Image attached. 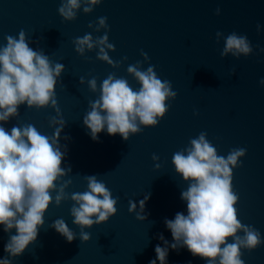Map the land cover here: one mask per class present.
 Returning a JSON list of instances; mask_svg holds the SVG:
<instances>
[{"label": "water", "instance_id": "water-1", "mask_svg": "<svg viewBox=\"0 0 264 264\" xmlns=\"http://www.w3.org/2000/svg\"><path fill=\"white\" fill-rule=\"evenodd\" d=\"M67 4L0 0V47L23 31L28 46L47 56L51 67L63 65L55 105L22 103L17 115L0 121L6 130L32 124L49 137L63 121L58 146L66 153L61 162L65 173L50 190L52 201L37 237L20 256L10 258L12 264H147L155 255L158 233L171 242L164 219L185 211L180 192L189 181L175 170L173 154L186 155L202 132L218 156L245 149L230 165L242 225L235 235L243 239L245 229L258 230L264 241V85L259 83L264 77V0H78L71 18L58 11ZM233 33L245 36L251 51L225 52ZM85 35L89 40L81 45ZM129 67L140 72L151 67L175 95L165 98L166 111L155 125L137 118V131L127 139L106 131L91 139L82 118L90 102L99 99L103 80L111 75L125 79L134 91L140 87ZM93 79L95 89L89 83ZM89 175L117 198L116 212L107 221L82 227L73 223L71 208L78 205L72 195L87 190ZM58 218L73 233L72 241L51 226ZM14 232L0 226V257L7 256L3 245ZM82 232L89 233L88 240L81 239ZM240 253L244 264H264V243L254 249L241 246ZM205 259L185 248L168 254L169 264H205Z\"/></svg>", "mask_w": 264, "mask_h": 264}, {"label": "clouds", "instance_id": "clouds-1", "mask_svg": "<svg viewBox=\"0 0 264 264\" xmlns=\"http://www.w3.org/2000/svg\"><path fill=\"white\" fill-rule=\"evenodd\" d=\"M77 6L78 0H68V4L58 11L71 18L74 16L72 8ZM259 28L257 23V30ZM88 40L85 35L80 44ZM231 49L245 54L251 51L246 37L235 33L228 35L225 41L224 51ZM78 50L83 51L82 47ZM101 58L107 59V55ZM62 68L59 63L51 67L47 56L30 48L23 31L18 39L7 37L6 46L0 47V121L17 115L18 105L22 103L37 108L49 101L55 105L56 77ZM128 71L134 72L140 81L137 90H132L125 79H114L110 75L101 84L99 99L90 102L91 110L83 116L82 123L91 139L97 140V133L101 131L110 135L119 133L122 139H127L130 131H137V118L145 125H155L156 117L163 116L166 111L165 98L175 95L169 90L168 81L162 82L151 67L146 72L132 67ZM89 83L95 89V80ZM259 83L264 85V77ZM62 127L63 121H60V127L49 137L32 124L13 125L7 130L0 125V226L5 233L15 229L4 242L3 250L7 256L0 257V264H12L10 258L24 252L36 239L39 226L43 224L44 213L52 201L50 190L55 187L57 177L65 173L61 162L66 153L58 146ZM244 153L245 149L240 148L226 157L218 156L216 148L202 132L191 140L186 155L182 152L173 154L175 170L189 181L188 188L180 192V198L186 202L185 211H177L173 218L164 219L171 242L163 233H158L156 239L159 243L153 248L155 255L147 264H169V250L179 252L181 248L187 249L193 257L206 258L205 264H217V257L218 264H244L241 246L254 249L264 243L258 230L245 229L243 239L235 235L242 225L234 207L237 195L232 191L230 165L235 166L238 156ZM87 179V190L72 195L78 205L71 208L73 223L82 227L107 221L116 212L117 198L112 197L105 184L95 175H89ZM61 198L62 188L55 202L59 204ZM148 198L145 196L139 201L141 208ZM137 218L144 217L138 214ZM51 226L67 241L73 240V233L62 218L53 221ZM229 236L233 237L231 242L227 241ZM81 239L88 240L89 233L82 232Z\"/></svg>", "mask_w": 264, "mask_h": 264}]
</instances>
